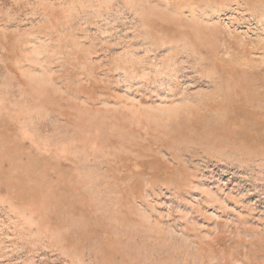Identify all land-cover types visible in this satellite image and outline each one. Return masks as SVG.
Returning <instances> with one entry per match:
<instances>
[{"label":"rangeland","instance_id":"obj_1","mask_svg":"<svg viewBox=\"0 0 264 264\" xmlns=\"http://www.w3.org/2000/svg\"><path fill=\"white\" fill-rule=\"evenodd\" d=\"M0 264H264V0H0Z\"/></svg>","mask_w":264,"mask_h":264}]
</instances>
